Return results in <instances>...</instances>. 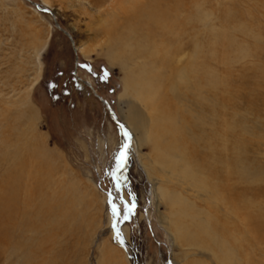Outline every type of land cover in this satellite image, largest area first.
<instances>
[{
  "label": "rangeland",
  "instance_id": "rangeland-1",
  "mask_svg": "<svg viewBox=\"0 0 264 264\" xmlns=\"http://www.w3.org/2000/svg\"><path fill=\"white\" fill-rule=\"evenodd\" d=\"M47 1L49 6L45 7L50 14L32 4L42 5V0H0V107L9 109L5 117L8 126L0 131V141L10 136V146L0 147L8 155L16 152L15 145L22 149L25 146L23 157L39 149L48 154L44 155L51 165L49 184L43 183L33 195L31 214L43 200L54 205L62 198L70 202L71 208L52 229L46 225L47 215L64 214L41 207L38 214L45 215L44 228L33 241L32 233H26L28 243L35 245L32 259L24 263L18 251L0 259V264H100V244L106 241L129 264H179L184 256L189 263L209 264L203 249H180L163 231L153 204V186L143 172L141 151H137L131 135L127 163L119 174L120 191H115L111 173L124 139L104 105L83 81L89 82L108 103L112 115L123 123L118 109L121 64L110 63L106 57L108 43L99 33L93 2ZM109 2L101 5L100 13ZM217 17L218 29L234 43L228 49L224 44L219 47V56L226 62L221 61L217 68L229 74L231 83L230 112L236 148L242 150L248 165V217L264 215V0H220ZM54 23L70 34L75 49L81 46L92 51L88 58L77 49L74 52L67 36ZM48 32L50 38L43 47ZM239 49L246 50L247 56L241 55ZM38 64L40 79L27 95ZM147 151L144 146L142 153ZM7 164L0 162V184ZM87 185L104 198L101 209L95 204L86 205L91 198ZM106 191L121 211L115 218L118 230L111 226ZM129 203L135 205L134 212L124 220L123 206ZM249 229L248 259L253 264H264V243L251 236ZM112 231H119L120 240H115Z\"/></svg>",
  "mask_w": 264,
  "mask_h": 264
},
{
  "label": "bare ground",
  "instance_id": "bare-ground-1",
  "mask_svg": "<svg viewBox=\"0 0 264 264\" xmlns=\"http://www.w3.org/2000/svg\"><path fill=\"white\" fill-rule=\"evenodd\" d=\"M90 1L99 33L108 43L106 57L123 70L118 96L123 123L112 116L141 151L140 163L153 186L163 231L180 249H203L209 264H253L248 259V227L250 235L264 243V215L248 217V165L236 148L231 83L229 74L217 68L226 62L219 56L221 45L228 49L234 44L217 27L220 0H110L101 13L108 0ZM42 5L49 6L48 1L42 0ZM49 38L48 32L43 47ZM76 49L86 58L92 52ZM246 52L239 49L241 55ZM37 66L27 95L40 79ZM8 112L0 107V131L8 126ZM8 137L0 141L4 148L10 146ZM144 146L147 153H142ZM14 147L13 155L0 147V162L8 163L0 184V259L20 251L27 263L35 246L28 243L27 234L32 233L33 241L44 228L45 215L38 214L39 209L64 214L47 215L46 225L53 229L71 207L62 198L54 205L43 200L31 214L32 197L48 183L51 165L44 149L27 155L25 151L23 157L25 146ZM87 186L91 198L86 197V205L101 209L104 198ZM110 243L100 244V264H129ZM179 264L204 263H189L184 256Z\"/></svg>",
  "mask_w": 264,
  "mask_h": 264
},
{
  "label": "snow or ice",
  "instance_id": "snow-or-ice-1",
  "mask_svg": "<svg viewBox=\"0 0 264 264\" xmlns=\"http://www.w3.org/2000/svg\"><path fill=\"white\" fill-rule=\"evenodd\" d=\"M121 135L125 138V140H129V134L126 131H123V126L121 125ZM130 147V144L125 142L120 145L115 157H114V163H115V170L111 173L112 178L115 183V191H120V183H119V174L122 173L123 168L126 166L127 163V153L128 149ZM111 196V194H110ZM108 203L111 205V211L113 218H116L121 215V211L117 208V206L113 203L111 199H109ZM123 203V201H122ZM135 205L134 204H124L123 206V218L124 220H127L134 212ZM113 229L115 230V223L113 224ZM116 239L120 240L119 233H116ZM122 243V240L120 241Z\"/></svg>",
  "mask_w": 264,
  "mask_h": 264
},
{
  "label": "water",
  "instance_id": "water-1",
  "mask_svg": "<svg viewBox=\"0 0 264 264\" xmlns=\"http://www.w3.org/2000/svg\"><path fill=\"white\" fill-rule=\"evenodd\" d=\"M27 1H29V0H27ZM32 4H33L38 10H40V11H42V12H47V13L50 14V11H49L45 6L40 5V4H38V3H32ZM51 16H52L53 21H54V17H53L52 14H51ZM54 24H55V26H56L59 30H61V31L67 36V38L69 39L70 44H71V46H72V45H73V42H72L71 36H70L66 31H64L62 28H60V27L58 26L57 23H54ZM72 49H73L74 52H75V49H74L73 46H72ZM83 83H84V84H85V85L91 90V92L97 97V99H98V100L104 105V107H105V109H106V111H107L109 117H110L111 120L114 122V124L117 126L118 131L121 133V124H120L117 120H115V119L113 118L112 113H111L109 107L107 106V103H106L105 99H103L101 96L97 95V94L94 92V90L92 89L91 85H90L88 82H86V81L84 80ZM123 131H125L124 128H123ZM123 139H124V140H123V143L127 142V141L125 140L124 137H123ZM127 143H128V142H127ZM105 194H106V203L108 204L109 210H110V212H111V226L113 227V224L115 223V218H113V216H112L111 205L108 203L109 199H111L110 192H109V191H106ZM115 226H116V225H115ZM116 230H117V227H116Z\"/></svg>",
  "mask_w": 264,
  "mask_h": 264
}]
</instances>
